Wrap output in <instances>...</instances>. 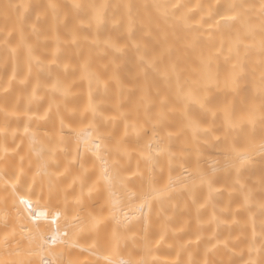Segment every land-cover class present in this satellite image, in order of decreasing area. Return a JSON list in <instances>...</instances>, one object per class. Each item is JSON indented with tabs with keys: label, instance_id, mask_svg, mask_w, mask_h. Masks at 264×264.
Segmentation results:
<instances>
[{
	"label": "bare ground",
	"instance_id": "1",
	"mask_svg": "<svg viewBox=\"0 0 264 264\" xmlns=\"http://www.w3.org/2000/svg\"><path fill=\"white\" fill-rule=\"evenodd\" d=\"M260 3L0 0V237L15 229L26 249L19 229L35 222L49 240L63 238L67 206L69 220L83 208L81 216L100 221L65 251L74 264H108L106 248L114 259L144 264H264ZM173 64L178 81L164 75ZM189 87L213 101L211 110L181 96ZM225 100L237 120L231 128L218 110ZM189 119L201 130L194 134ZM94 141L127 185L114 184L111 196L97 183L100 164L88 150ZM77 177L87 185L79 205ZM150 181L166 192L141 207ZM116 199L129 217L120 224L112 216ZM16 247L0 246V258L41 264L38 250L9 257Z\"/></svg>",
	"mask_w": 264,
	"mask_h": 264
},
{
	"label": "snow or ice",
	"instance_id": "2",
	"mask_svg": "<svg viewBox=\"0 0 264 264\" xmlns=\"http://www.w3.org/2000/svg\"><path fill=\"white\" fill-rule=\"evenodd\" d=\"M51 7L55 8L56 6L53 4ZM74 7L75 8H80V4L78 2H74ZM260 11L261 15L264 16V0H261L260 3ZM97 21L100 19V15L97 12L95 17ZM23 40V37H22ZM28 48L29 56L32 57L33 59H38L37 57L32 56V49L30 45H26ZM260 51L262 53V56H264V41L261 42V48ZM235 69V66H234ZM165 77L171 78L175 76L177 78V81L179 80V74L176 65H171L169 68L165 69L164 72ZM233 83H238L236 80V73L235 71L233 72ZM225 86L227 87V81L225 82ZM53 88L56 89L57 85L53 84ZM260 89L262 92H264V70L261 71V80H260ZM181 96L187 100L194 101L196 103L200 104V107L204 110H211V107L213 105L212 100H207L204 101L199 93H196L194 89L191 87L188 88V90L181 91ZM91 107V105H90ZM95 111V109H92ZM219 111L223 112L224 116V123L225 126L228 128L234 127L237 124V120L235 117V112L234 109H232L228 103L227 100H225V103L218 108ZM159 116L161 119H163V112L159 113ZM252 118V113L249 114V122H251ZM188 126L192 129L193 133H197L198 131L201 130V125L191 119H189ZM28 129L27 127L25 128V132H27ZM87 137L90 138L91 133L86 134ZM99 140V138H97ZM85 144H88V139L84 140ZM150 150H152V146H148ZM101 142H96L94 141L91 146L89 147V151H92L93 154L96 156L97 161L100 164V176L97 179V183L100 181H103L104 185L107 187L109 195H112V189L114 184L119 183L122 187H127L126 182L123 178H120L117 175H113V172L110 171V166L109 162L106 159V153H101ZM42 152L41 150H37V154L40 155ZM157 154H159V151H157ZM246 158L243 156H240V161L241 163L244 162ZM46 167V165H45ZM201 179H204V177H201ZM76 180L80 181V189H81V195L74 197V202L75 204L79 205L81 204V197L83 196V192L86 185V180L83 177H77ZM76 180L73 181V183L76 182ZM172 185V182L170 180V186ZM93 186H88L87 190L88 192L93 191ZM13 188L15 190V185H13ZM166 192V189H158L156 188L151 181L149 182V187L141 192L140 195V200L142 201V204L140 205L141 207L144 204H147L150 200L156 199L162 195H164ZM137 196V193L133 192L130 194L129 199H133ZM247 200V197H246ZM20 203L25 206V208H28L29 201L21 198ZM120 201L118 199L112 201V216L116 220L117 224L121 223V215L123 216V219L126 221L128 220V215L127 213L123 212V209L120 207ZM261 207H264V204L261 205ZM83 211V208H80L76 214L71 215V219L69 220V213L67 211V206L65 208L64 216L65 220L67 223L65 224V230L62 233L63 238H60V235L53 236L50 240L40 231V225L35 224L33 222V228L26 229L23 226L20 227L19 231L23 233L24 235L21 237L22 239H26L28 241V247L25 249L23 247L19 246V241L15 240V233L16 230L13 229L12 233L10 234H5L2 237H0V246L4 247L5 249L10 248L13 243L17 245L15 249L12 251L8 252L9 257H23V256H31L36 254V251L38 250L39 254L41 255V264H74L72 260H67L65 261L64 256H65V251L67 249H72L75 247H79V245L76 243L74 237L76 234L81 233V232H93L100 222L99 219L93 215L92 213H89L87 217L81 216L79 213ZM61 216L60 211H56L53 217V222H55L56 219H59ZM69 229H72L73 231L69 232ZM9 236H12V239H9ZM114 238L116 237V233H113ZM39 241V243L36 245V250L32 248V245L36 242ZM118 242V238H117ZM57 245H63L64 247L60 248L59 251H52V249L57 246ZM97 246L96 241H93V244L90 245V247L95 248ZM147 243L145 247L147 248ZM105 254L103 255V259H105L108 264H144L143 261H134L132 259H114L112 257V252L108 250L107 248L104 250ZM47 254L48 256L53 257V259H44L43 256ZM92 255H98L99 253L93 252L90 253ZM0 264H25L23 259H4L0 258ZM248 264H255L253 260H249Z\"/></svg>",
	"mask_w": 264,
	"mask_h": 264
}]
</instances>
